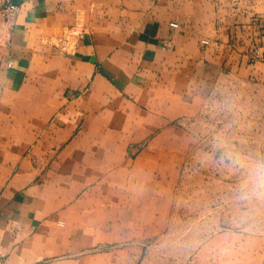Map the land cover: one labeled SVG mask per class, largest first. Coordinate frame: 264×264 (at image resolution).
<instances>
[{"label":"crops","instance_id":"obj_1","mask_svg":"<svg viewBox=\"0 0 264 264\" xmlns=\"http://www.w3.org/2000/svg\"><path fill=\"white\" fill-rule=\"evenodd\" d=\"M8 3L16 8H0V256L146 264L144 160L153 162L162 139L173 149L205 85L264 87V0ZM243 259L264 264V236ZM188 263L200 264L198 253Z\"/></svg>","mask_w":264,"mask_h":264},{"label":"rangeland","instance_id":"obj_2","mask_svg":"<svg viewBox=\"0 0 264 264\" xmlns=\"http://www.w3.org/2000/svg\"><path fill=\"white\" fill-rule=\"evenodd\" d=\"M7 1L0 0V8ZM3 37L0 28V42ZM251 87L205 85L198 110L178 121L181 131L174 134L173 149L162 139L153 162L144 160L145 233L140 247L146 264H189L198 251L173 247L177 235L206 217L227 215L222 201L236 177L216 163L220 139L264 154V98L254 96L264 95V87ZM155 190L158 199L149 196ZM152 224L156 229L151 234Z\"/></svg>","mask_w":264,"mask_h":264},{"label":"clouds","instance_id":"obj_3","mask_svg":"<svg viewBox=\"0 0 264 264\" xmlns=\"http://www.w3.org/2000/svg\"><path fill=\"white\" fill-rule=\"evenodd\" d=\"M216 163L236 177L222 201L227 215L206 217L187 226L172 242L184 251H198L200 264H245L243 256L257 236H264V154L225 139L216 145Z\"/></svg>","mask_w":264,"mask_h":264},{"label":"built area","instance_id":"obj_4","mask_svg":"<svg viewBox=\"0 0 264 264\" xmlns=\"http://www.w3.org/2000/svg\"><path fill=\"white\" fill-rule=\"evenodd\" d=\"M6 7L8 9L13 10L16 8V5L14 3H8ZM171 25L174 27L178 26L177 23H172ZM203 43H207V41L204 40ZM165 46H168V44H166ZM250 55L252 56L253 59H259L261 57V52H260L259 48H255L251 51ZM0 264H5L2 256H0Z\"/></svg>","mask_w":264,"mask_h":264}]
</instances>
